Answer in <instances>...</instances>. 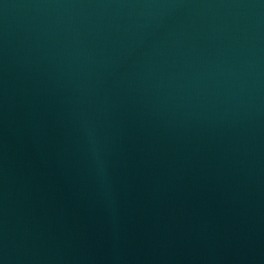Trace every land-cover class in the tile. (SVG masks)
Instances as JSON below:
<instances>
[{"label":"water","instance_id":"water-1","mask_svg":"<svg viewBox=\"0 0 264 264\" xmlns=\"http://www.w3.org/2000/svg\"><path fill=\"white\" fill-rule=\"evenodd\" d=\"M177 0H0V163Z\"/></svg>","mask_w":264,"mask_h":264}]
</instances>
